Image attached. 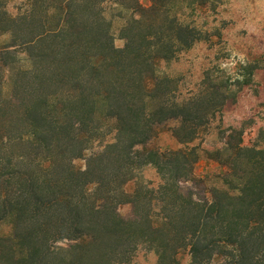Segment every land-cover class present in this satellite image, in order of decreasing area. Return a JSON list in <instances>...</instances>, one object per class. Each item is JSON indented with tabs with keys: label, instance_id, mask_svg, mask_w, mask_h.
I'll list each match as a JSON object with an SVG mask.
<instances>
[{
	"label": "trees",
	"instance_id": "trees-1",
	"mask_svg": "<svg viewBox=\"0 0 264 264\" xmlns=\"http://www.w3.org/2000/svg\"><path fill=\"white\" fill-rule=\"evenodd\" d=\"M182 1L28 0L16 17L0 2V34L13 39L0 47V222L11 221L0 264H126L139 248L156 264H180L182 252L188 264H264V144L245 146L228 129L207 153L225 169L218 186L196 175V147L149 146L170 121L180 145L205 135L263 67L207 73L195 96L176 100L175 82L155 70L200 40L171 14ZM105 3L129 12L122 48ZM29 20L37 30L21 36ZM148 166L157 187L143 179Z\"/></svg>",
	"mask_w": 264,
	"mask_h": 264
},
{
	"label": "rangeland",
	"instance_id": "rangeland-1",
	"mask_svg": "<svg viewBox=\"0 0 264 264\" xmlns=\"http://www.w3.org/2000/svg\"><path fill=\"white\" fill-rule=\"evenodd\" d=\"M7 14L16 17L24 14L28 7V0H0ZM105 17L111 21L113 45L116 48L124 46L119 31L129 12L111 3L103 5ZM171 7V14L182 23L197 29L200 40L190 49L177 55L169 61H162L156 67L158 76L173 80L176 85V100H185L195 96L201 87L205 74L210 73L213 78H234L247 70L245 65L258 61L263 66L257 70L248 86L235 92L221 109V113L206 127L207 133L190 145H180L173 140L169 131L177 123L170 121L159 130L150 147L179 149L194 146L200 154V160L195 165L197 176L209 179V185L218 186L219 182L213 178L223 175L222 165L207 159V153H213L223 146L224 137L233 128L242 131V142L245 146L262 147L264 142L259 133L264 130V0H214L206 4H199L194 0L175 2ZM35 20H29L20 25L18 33L28 37L37 29ZM8 34H0V47L12 43ZM17 52L20 49H15ZM8 85H5L8 88ZM8 90V89H6ZM77 168H83L84 160L73 162ZM145 181L152 187L160 184L159 176L152 167H145L142 171ZM208 184V183H207ZM201 187L194 192L201 195ZM118 214L129 219L132 207L124 203L118 206ZM11 233V221L0 222V237H7ZM156 256L144 248H139L130 262L126 264H156ZM178 260L180 264H188L189 256L182 252Z\"/></svg>",
	"mask_w": 264,
	"mask_h": 264
}]
</instances>
